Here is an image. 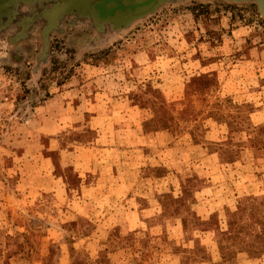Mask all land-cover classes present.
Instances as JSON below:
<instances>
[{
  "label": "rangeland",
  "instance_id": "1",
  "mask_svg": "<svg viewBox=\"0 0 264 264\" xmlns=\"http://www.w3.org/2000/svg\"><path fill=\"white\" fill-rule=\"evenodd\" d=\"M38 29L0 33V264H264L257 1Z\"/></svg>",
  "mask_w": 264,
  "mask_h": 264
},
{
  "label": "flooded vegetation",
  "instance_id": "2",
  "mask_svg": "<svg viewBox=\"0 0 264 264\" xmlns=\"http://www.w3.org/2000/svg\"><path fill=\"white\" fill-rule=\"evenodd\" d=\"M70 0H0V33L9 31L15 35L16 39L26 37L31 28L37 26L38 33L42 34L47 27L53 29L61 21L66 13H71L80 19H91L92 22L101 24L102 21L96 19L91 12L88 0H81L76 6L66 10L58 11L57 8L68 3ZM110 0H102L96 5L99 15L104 17L111 14L114 10L121 7L119 4L116 7L106 9L103 7ZM165 0H162V2ZM128 21H108L115 26L125 24Z\"/></svg>",
  "mask_w": 264,
  "mask_h": 264
},
{
  "label": "water",
  "instance_id": "3",
  "mask_svg": "<svg viewBox=\"0 0 264 264\" xmlns=\"http://www.w3.org/2000/svg\"><path fill=\"white\" fill-rule=\"evenodd\" d=\"M81 0H70L68 3L64 4L57 8L58 11L69 9L73 6H76L80 3ZM239 1V0H234ZM258 3V9L261 16L264 18V4L262 0H256ZM102 0H88V5L93 13L94 17L102 22L108 21H125L129 20L131 17H141L147 13L153 11V9L159 5L162 0H110L103 7L110 9L116 7L118 4L121 6L114 10L111 14H108L104 17L99 15V11L96 8V5L100 4Z\"/></svg>",
  "mask_w": 264,
  "mask_h": 264
},
{
  "label": "crops",
  "instance_id": "4",
  "mask_svg": "<svg viewBox=\"0 0 264 264\" xmlns=\"http://www.w3.org/2000/svg\"><path fill=\"white\" fill-rule=\"evenodd\" d=\"M98 93V92H97ZM99 95H101V93L99 92ZM87 103H92L91 101L87 102ZM102 101L100 98V101L98 99V101H96L95 103H92L91 107H87L86 104L85 105H81V106H76V105H70L67 106V110L65 111L64 114H66V116L62 117V118H57V124L59 125L61 122H65V121H72V122H77V123H84L86 122V118H88V121L86 124V127L89 125V123L91 122L92 118H94L95 116H97V114L99 113L98 108L102 106ZM80 113H81V118L80 117ZM77 114V117H75L74 115ZM74 116V117H73ZM88 116V117H87ZM60 127V125H59ZM207 217V216H206Z\"/></svg>",
  "mask_w": 264,
  "mask_h": 264
},
{
  "label": "trees",
  "instance_id": "5",
  "mask_svg": "<svg viewBox=\"0 0 264 264\" xmlns=\"http://www.w3.org/2000/svg\"><path fill=\"white\" fill-rule=\"evenodd\" d=\"M232 214V213H231Z\"/></svg>",
  "mask_w": 264,
  "mask_h": 264
}]
</instances>
